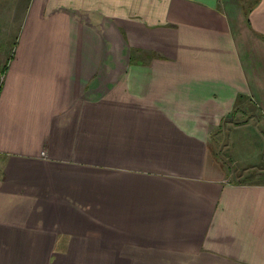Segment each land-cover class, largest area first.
Segmentation results:
<instances>
[{
	"label": "crops",
	"instance_id": "crops-1",
	"mask_svg": "<svg viewBox=\"0 0 264 264\" xmlns=\"http://www.w3.org/2000/svg\"><path fill=\"white\" fill-rule=\"evenodd\" d=\"M0 264H264V0H0Z\"/></svg>",
	"mask_w": 264,
	"mask_h": 264
},
{
	"label": "built area",
	"instance_id": "built-area-1",
	"mask_svg": "<svg viewBox=\"0 0 264 264\" xmlns=\"http://www.w3.org/2000/svg\"><path fill=\"white\" fill-rule=\"evenodd\" d=\"M4 80H5V74L4 73H1L0 74V89L2 88V85L4 83Z\"/></svg>",
	"mask_w": 264,
	"mask_h": 264
}]
</instances>
